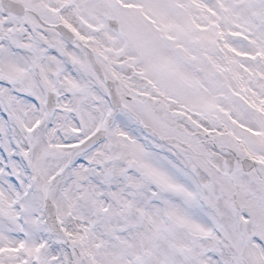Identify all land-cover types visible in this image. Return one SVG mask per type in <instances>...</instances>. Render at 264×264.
Listing matches in <instances>:
<instances>
[{
  "label": "snow or ice",
  "instance_id": "1",
  "mask_svg": "<svg viewBox=\"0 0 264 264\" xmlns=\"http://www.w3.org/2000/svg\"><path fill=\"white\" fill-rule=\"evenodd\" d=\"M0 264H264V0H0Z\"/></svg>",
  "mask_w": 264,
  "mask_h": 264
}]
</instances>
